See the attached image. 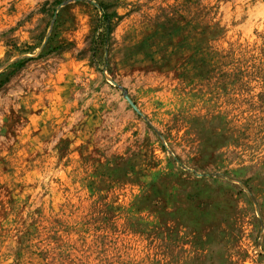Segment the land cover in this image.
<instances>
[{
	"label": "rangeland",
	"instance_id": "rangeland-1",
	"mask_svg": "<svg viewBox=\"0 0 264 264\" xmlns=\"http://www.w3.org/2000/svg\"><path fill=\"white\" fill-rule=\"evenodd\" d=\"M0 264H264V0H0Z\"/></svg>",
	"mask_w": 264,
	"mask_h": 264
},
{
	"label": "trees",
	"instance_id": "trees-1",
	"mask_svg": "<svg viewBox=\"0 0 264 264\" xmlns=\"http://www.w3.org/2000/svg\"><path fill=\"white\" fill-rule=\"evenodd\" d=\"M105 8L106 6L104 4H100L101 15L99 18L98 27L101 28V31L96 33V36L94 38L95 42L101 44L105 41L106 37L111 31V16L113 15V13L107 12Z\"/></svg>",
	"mask_w": 264,
	"mask_h": 264
}]
</instances>
